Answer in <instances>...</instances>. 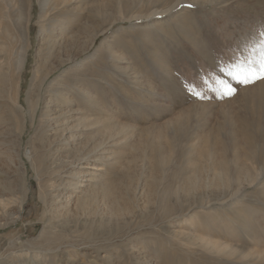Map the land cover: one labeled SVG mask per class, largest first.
Wrapping results in <instances>:
<instances>
[{
	"label": "rangeland",
	"instance_id": "rangeland-1",
	"mask_svg": "<svg viewBox=\"0 0 264 264\" xmlns=\"http://www.w3.org/2000/svg\"><path fill=\"white\" fill-rule=\"evenodd\" d=\"M262 32L264 0H0V196L10 191L0 257L264 264V80L238 84L217 66L247 58ZM213 72L236 94L210 91ZM72 102L100 125L59 153L48 113ZM108 132L118 147L114 159H98L93 181L102 179L80 177L64 194L68 181L53 180L54 163L74 162ZM112 182L110 199L102 190Z\"/></svg>",
	"mask_w": 264,
	"mask_h": 264
},
{
	"label": "bare ground",
	"instance_id": "bare-ground-1",
	"mask_svg": "<svg viewBox=\"0 0 264 264\" xmlns=\"http://www.w3.org/2000/svg\"><path fill=\"white\" fill-rule=\"evenodd\" d=\"M50 14V13H49ZM48 16V15H47ZM51 16H53L52 14H51ZM49 18V17H48ZM44 19H47V18H44ZM48 23V22H47ZM50 26H52V24L50 25ZM18 27V26H17ZM21 28V30L19 31L21 34V36L23 35V38L21 37V36H19L20 38H22V40H24V34L26 33L25 32V30H24V33L22 32V30H23V28L22 27H20ZM53 29V28H52ZM17 30V29H16ZM19 32H17V33H19ZM16 33V32H15ZM16 33V35H18ZM14 37H17V36H14ZM52 39H54V38H52ZM48 40H49V38H48ZM48 40H46V41H48ZM45 43V42H44ZM57 43V42H56ZM48 44H51V43H48ZM52 44H54V43H52ZM51 44V45H52ZM56 44H54L53 46H55ZM42 47H43V45H42ZM45 47V46H44ZM43 47V48H44ZM47 48V47H46ZM21 58L23 59V56L21 55L20 56V60H21ZM20 63L22 62V61H19ZM21 65V64H20ZM79 76V75H78ZM80 78V77H79ZM82 79V78H81ZM82 81V80H81ZM72 82V81H71ZM75 82V81H74ZM77 82V81H76ZM72 85H73V83H72ZM68 87V86H67ZM80 87L79 86H77V85H74V89L75 90H78ZM56 90V89H55ZM64 90V89H63ZM59 94V93H58ZM85 96V95H84ZM66 98V97H65ZM68 99V98H67ZM57 100V99H56ZM80 101V100H79ZM93 101V100H92ZM49 102H50V99H49ZM52 102V101H51ZM71 102V101H70ZM77 103V102H76ZM76 103H74V102H72V103H70V104H68V105H66V104H64L62 107H59V108H57V109H54V110H51L50 112L51 113H48L49 115V117H47V116H45V115H47V114H44V116L45 117H47V121H48V126H49V128H50V132H51V134L49 135V136H52V137H54V139H53V141H52V143H51V146H52V148L55 150L56 148V150H57V152H59V153H63L64 152V148H63V146H66V145H68V144H70V142H72V141H75L76 140V138H77V140H78V136H77V134H79V133H84V132H87V131H93L94 130V128H96V127H98L99 125H100V123L99 122H94L92 119V117H91V119H87L86 117L87 116H85V115H87L84 111H83V109L81 110L80 108H75L76 107ZM55 104H57V103H55ZM51 106H53L52 104H51ZM47 107V106H46ZM56 107V106H55ZM50 108V107H49ZM36 112V110L34 111V113ZM45 112V111H44ZM116 112V111H115ZM111 113H106V115H107V117H109L110 118V115ZM35 115V114H34ZM33 115V116H34ZM88 115H90V114H88ZM115 115V114H114ZM43 116V117H44ZM44 117V118H45ZM95 119H97V118H95ZM45 120V119H44ZM103 120V119H102ZM46 121V120H45ZM104 122V121H103ZM110 122V121H109ZM108 122V123H109ZM102 123V122H101ZM105 124V123H104ZM104 124H101V126L102 125H104ZM110 124V123H109ZM111 126V125H110ZM44 127V125L42 126V128ZM45 127H47L46 126V124H45ZM44 127V128H45ZM44 128H43V130H44ZM101 129V128H100ZM110 129V128H109ZM109 129H107V130H109ZM47 130H45V132H46ZM101 131H104L103 129L101 130ZM49 132V133H50ZM95 132V131H94ZM99 132V131H98ZM107 132V131H106ZM114 132V131H113ZM113 132H111V133H106V134H104V135H102V136H100V140H99V142H97V143H95V144H93V145H91V146H89L88 148L86 147V149H85V151H87L86 153H85V155H83V156H80V158H78V159H76L74 162H76V163H74V162H72L71 161V159H70V161L66 158V159H58V161L56 162V163H54V165L52 166V170H53V173H52V178H53V180L54 179H56V178H66V180L68 181V185H67V188L66 189H64L65 191H63V193L64 194H68V191H70V190H75V188H78V184H79V178L80 177H83L84 178V180H85V182H90V183H93V182H95L96 184L102 179L101 177H99V178H101V179H98V180H96V181H93V178L97 175V173L98 172H101V171H103V168L99 165V162L100 161H102L103 159L104 160H108V159H114L115 157H116V153H114L112 150V148L114 147V146H116L117 144L115 143V142H113L114 141V137H113ZM91 133V132H90ZM117 134V133H116ZM7 135V134H6ZM10 135V134H9ZM48 135V134H47ZM114 135H115V133H114ZM46 136V135H45ZM7 137V136H6ZM80 137V136H79ZM80 139V138H79ZM119 140V139H118ZM118 140H117V143L119 144V142H118ZM124 140V139H123ZM123 140H121V141H123ZM116 141V140H115ZM110 142H113V143H111L110 144ZM123 143V142H122ZM76 144V143H75ZM124 144V143H123ZM74 146V145H73ZM88 146V145H87ZM116 147H118V146H116ZM69 149V148H68ZM74 149V148H73ZM117 150V149H116ZM10 151V150H9ZM66 151H67V148H66ZM70 152V151H69ZM117 152V151H116ZM67 153H68V151H67ZM30 154V153H29ZM81 154V153H80ZM1 155V154H0ZM31 155V154H30ZM57 157H59V156H57ZM1 158V157H0ZM61 158H64V157H62L61 156ZM98 159H100V161L98 162ZM8 160V159H7ZM74 160V159H73ZM91 160H93L94 162L93 163H88V164H85L86 162H89V161H91ZM101 163V162H100ZM82 164V165H81ZM103 164V163H102ZM105 164H106V162H105ZM83 165H85V166H83ZM84 167V170H82L81 172H77L78 170L77 169H79V168H83ZM117 168V167H116ZM122 168H124V167H122ZM69 169H73L74 171L72 172V171H69ZM106 169V168H105ZM86 170V171H85ZM114 171V170H113ZM118 171V170H117ZM120 171V170H119ZM122 171V170H121ZM125 171V170H124ZM71 172V173H70ZM70 173V174H69ZM94 173L96 174V175H94ZM105 173V172H104ZM121 173V172H120ZM98 176H101L100 174L99 175H97V177ZM103 176V175H102ZM105 176V175H104ZM103 176V177H104ZM109 176V175H108ZM107 176V177H108ZM110 176H111V174H110ZM106 177V176H105ZM106 180V179H105ZM115 180H117V179H115ZM120 180V179H119ZM111 181H113V178H112V180ZM118 181V180H117ZM81 182V181H80ZM83 183V182H82ZM89 183V184H90ZM95 183H93V184H95ZM92 184V185H93ZM101 184V183H100ZM116 183H111V184H109L106 188H105V190L103 189L102 190V192L104 191L105 192V196H110L111 198H114V196L112 195V192H113V190H115V193H116V190L117 189H114V186L113 185H115ZM81 185V184H80ZM79 185V186H80ZM96 186V185H95ZM99 186V185H98ZM53 187V189L55 190H60V187H55V186H52ZM83 187H84V185H83ZM116 187H119L118 186V184H117V186ZM88 189V188H87ZM90 190V189H89ZM2 191V195L0 196V210H1V208L4 206V204H5V202H6V200H5V198H7V197H5V196H7V194H9L10 193V191H9V189H2L1 190ZM85 191H86V189H85ZM88 191V190H87ZM95 191V190H94ZM27 192V191H26ZM90 192V191H89ZM88 192V193H89ZM91 192H92V190H91ZM90 192V193H91ZM97 192V191H96ZM99 192V191H98ZM79 193V192H78ZM95 193V192H94ZM93 193V194H94ZM84 194V193H83ZM87 194V193H86ZM96 194H98V193H96ZM88 195V194H87ZM90 195V194H89ZM91 195H92V193H91ZM66 196V195H65ZM85 196V195H84ZM113 196V197H112ZM83 197V196H82ZM86 197V196H85ZM94 197V196H93ZM109 197V198H110ZM41 198V197H40ZM88 198V197H87ZM87 198L85 199V200H87ZM90 198V197H89ZM92 198V197H91ZM90 198V199H91ZM110 198V199H111ZM71 199V198H70ZM74 199V198H73ZM72 199V201L74 202V200ZM78 199V198H77ZM98 199V198H97ZM109 199V200H110ZM78 200H80V199H78ZM84 200V201H85ZM89 200V199H88ZM87 200V201H88ZM114 199H112V202H114V203H116L117 202V200H116V198H115V200L113 201ZM70 201V200H69ZM76 201V200H75ZM83 201V200H82ZM93 201V200H92ZM104 201V200H103ZM55 202V201H54ZM77 202V201H76ZM91 202V201H90ZM11 203V202H10ZM9 203V204H10ZM63 203V202H62ZM80 203V202H79ZM107 203V202H106ZM60 204V203H59ZM77 204H78V202H77ZM92 204V203H91ZM23 205V204H22ZM54 205V204H53ZM79 205V204H78ZM94 205V204H93ZM5 206H6V204H5ZM7 207H8V205H7ZM22 207L23 206H21L20 208H19V210H20V212H19V214H22L21 213V211H22ZM58 207V206H57ZM56 208V207H55ZM59 208V207H58ZM115 211L116 212H120V213H122V209H121V207L120 206H118L117 208H115ZM114 211V212H115ZM14 212V211H13ZM15 213V212H14ZM18 213V212H17ZM8 215H9V213H8ZM15 215V214H14ZM14 215L12 214V215H10V217H11V220H10V222H12V224L13 223H16L17 222V215L15 216L16 218L13 220V217H14ZM17 219V220H16ZM51 221V220H50ZM55 221V220H54ZM53 224H55V223H53ZM59 225V224H58ZM105 225V224H104ZM47 226V225H46ZM49 226H51V225H49ZM61 226V225H60ZM52 227H54V226H52ZM59 228V227H58ZM71 228V227H70ZM45 229V228H44ZM63 229V228H62ZM66 230V229H65ZM45 231V230H44ZM122 232H124L125 233V231H122ZM44 234H45V232H43ZM47 233V232H46ZM67 233V232H66ZM72 233V232H71ZM121 233V232H120ZM181 233V232H180ZM61 234V233H60ZM126 234V233H125ZM172 234V233H171ZM171 234H169L170 236H171ZM62 235V234H61ZM63 235H65V234H63ZM62 235V236H63ZM68 235V234H67ZM72 235V234H71ZM77 235V234H76ZM173 235V234H172ZM66 236V235H65ZM73 236V235H72ZM79 236V235H78ZM124 236V235H123ZM80 237H82V236H80ZM62 238H64V237H62ZM77 238V237H76ZM120 238H123V237H121L120 236ZM78 239V238H77ZM76 239V240H77ZM83 239V238H82ZM96 239V238H95ZM66 240V239H65ZM69 240H71V238L69 239ZM93 240V239H92ZM91 240V241H92ZM101 240H103V239H101ZM100 240V241H101ZM106 240V239H105ZM67 241V240H66ZM72 242H73V240H71ZM80 241H81V239H80ZM95 241V240H94ZM97 241H99V240H97ZM99 241V242H100ZM106 241H110V240H106ZM105 241V242H106ZM71 242V243H72ZM82 242H83V240H82ZM113 242V241H112ZM102 243V242H101ZM101 243H99V244H101ZM60 244V243H59ZM79 244V243H78ZM81 244V243H80ZM90 244V243H89ZM89 244H87L88 246H89ZM85 245V244H84ZM91 245V244H90ZM95 245V244H94ZM97 245V244H96ZM106 245V244H105ZM104 245V247H106ZM113 245V244H112ZM48 247H49V245H47ZM75 246V245H74ZM73 246V249H75V247ZM100 246V245H99ZM109 246V245H108ZM68 247V246H67ZM83 247V246H82ZM91 247V246H90ZM102 247V246H101ZM58 248V247H57ZM72 248V247H71ZM97 248V247H96ZM107 248V247H106ZM105 248V249H106ZM109 248V247H108ZM112 248V247H111ZM129 248H131V247H129ZM128 248V249H129ZM133 248V247H132ZM52 249V248H51ZM56 249V248H55ZM59 249V248H58ZM63 249V248H62ZM98 249V248H97ZM101 249H103V248H101ZM16 250V249H15ZM80 250V249H79ZM111 250V249H110ZM136 250V249H135ZM18 251V250H17ZM42 251H46V250H43L42 249ZM72 251V250H71ZM75 251V250H74ZM84 251V250H83ZM96 251V250H95ZM102 251H104V250H102ZM130 251H133V250H130ZM39 252V251H38ZM52 251H50V253H51ZM65 252H67L66 250H65ZM96 252H98V251H96ZM37 253V252H36ZM42 256H46L47 254H50V253H48V250H47V252L46 253H44V252H39ZM105 253V252H104ZM107 253V252H106ZM105 253V254H106ZM44 254V255H43ZM52 254V253H51ZM57 254V253H56ZM2 255V254H1ZM68 255H69V253H68ZM99 255V254H98ZM104 255V254H103ZM57 256V255H56ZM81 256V255H80ZM90 256V255H89ZM92 256V255H91ZM90 256V257H91ZM96 256V255H95ZM104 256H106V255H104ZM49 257V256H48ZM54 257V256H53ZM63 257V256H62ZM93 257H94V255H93ZM1 258V260H0V264H14V255L13 256H9V258H3V257H0ZM35 258H37V257H35ZM88 258V257H87ZM107 258V257H106ZM55 259V258H54ZM76 259V258H75ZM81 259V258H80ZM91 259V258H90ZM103 259V258H102ZM149 259V258H148ZM51 260V259H50ZM66 261H68V262H71V260L70 259H65ZM93 260V259H92ZM91 260V261H92ZM151 260V259H150ZM74 261V260H73ZM79 261V260H78ZM78 261H76V262H78ZM82 261H84L83 259H82ZM96 261V260H95ZM80 262V261H79ZM55 264V263H54ZM77 264H79V263H77ZM81 264V263H80ZM87 264V263H86ZM89 264V263H88ZM149 264V263H148Z\"/></svg>",
	"mask_w": 264,
	"mask_h": 264
},
{
	"label": "snow or ice",
	"instance_id": "snow-or-ice-1",
	"mask_svg": "<svg viewBox=\"0 0 264 264\" xmlns=\"http://www.w3.org/2000/svg\"><path fill=\"white\" fill-rule=\"evenodd\" d=\"M264 36V32L261 33ZM258 53V55H257ZM217 66L219 72L224 73L238 84L248 85L255 83L257 80H264V39L260 44L250 49V55L247 58L240 57L235 62H226L218 58ZM211 79L215 81L216 87L210 86V91L216 93L221 99L231 97L236 94L237 89L233 87L227 80L211 74ZM204 84L209 85V77H202ZM188 90L201 99L205 98V94L199 91L194 84H188Z\"/></svg>",
	"mask_w": 264,
	"mask_h": 264
}]
</instances>
